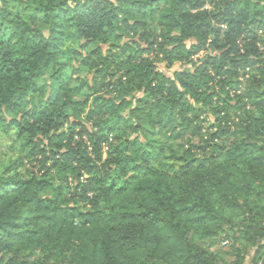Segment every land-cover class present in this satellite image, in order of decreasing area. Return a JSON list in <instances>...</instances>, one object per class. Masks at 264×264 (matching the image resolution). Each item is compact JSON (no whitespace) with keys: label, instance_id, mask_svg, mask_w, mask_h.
Wrapping results in <instances>:
<instances>
[{"label":"trees","instance_id":"16d2710c","mask_svg":"<svg viewBox=\"0 0 264 264\" xmlns=\"http://www.w3.org/2000/svg\"><path fill=\"white\" fill-rule=\"evenodd\" d=\"M215 1L0 6V128L27 135L60 182L42 196L49 179L22 176L18 160L1 170L0 264H241L242 249L231 261L203 245L231 232L264 264V3ZM97 43L108 50L83 55ZM78 56L94 79L73 87ZM146 124L197 142L170 168L139 160L127 134Z\"/></svg>","mask_w":264,"mask_h":264},{"label":"rangeland","instance_id":"374dc122","mask_svg":"<svg viewBox=\"0 0 264 264\" xmlns=\"http://www.w3.org/2000/svg\"><path fill=\"white\" fill-rule=\"evenodd\" d=\"M11 1L12 0H0V6H7L11 3ZM259 1L264 3V0ZM206 2L207 8L214 7L212 0H206ZM215 2H217V0ZM164 8L165 4L162 3L160 7L156 10V12H162ZM28 14L30 16L31 22L37 27L41 28L46 34H48L49 25L42 20L41 14L34 12L32 9L28 11ZM157 24H159V22L154 23L152 26L155 30H153V28L151 29L153 31L160 32L159 30L161 27ZM259 35V43L262 48V51L264 52V29H259ZM130 37L135 40L138 39V35H134L133 33L132 35H130ZM96 49H99V51L102 50L103 52H106L108 50V46L97 43L94 46H91V48L87 52L84 51L83 55H89L93 53V50ZM204 54V52L200 53V55L196 56V58L202 57ZM73 63L75 64V75L77 76H75V79L72 82V86H80L87 80L93 83L94 72L83 66L82 56L75 57ZM186 67V65L176 63L174 64V66L169 68L165 65V63L158 62V68L166 71L169 74H173L174 71H179ZM252 72L253 70H250V73L247 74V77L251 75ZM247 85H249V83H243V90ZM88 91L89 90L83 91L79 97H82ZM142 97L143 96L141 93L136 95V98L133 102V107H144L147 110L148 104L144 106V104L139 101ZM129 112L130 110L127 109L124 113L126 115H129ZM73 117L77 118L78 116L75 115ZM129 120L133 119L129 117ZM213 123L214 119L210 117L209 120L204 123V128L206 130L212 129ZM127 135L133 144V152L135 153V155L138 156L139 160L149 159L154 163L163 162L169 168L173 167L176 164H181L183 160L180 158V155L184 153L187 148L190 147V143L195 144L197 142V138L191 136L190 133H188L184 138L172 140L168 133L162 130H153L148 124H146L143 128L139 129L138 132H129ZM30 149L31 142L27 135L23 137H18L15 130H12L9 134H5L0 128V172L4 167L10 165L15 160H18L21 163L19 171L22 176L27 177L34 175L41 179H49L45 178L42 164H40L35 159V157L30 154ZM48 181L49 183L47 188L41 191L40 194L42 196L60 195V190L58 189L60 182L54 179H49ZM61 197H64V195H61ZM231 236L232 232L229 234V236L223 235L222 240L217 244H212L210 246L208 242H205L203 245L204 247H207L210 251L218 253L219 255L231 261L235 260V256L233 255L234 247H238L239 249L243 250L244 255V260L241 264H252V259L255 254V248L245 245L246 243L240 240L235 243Z\"/></svg>","mask_w":264,"mask_h":264}]
</instances>
